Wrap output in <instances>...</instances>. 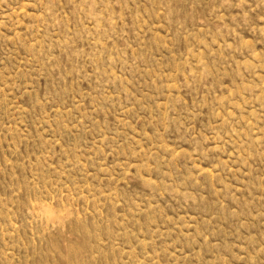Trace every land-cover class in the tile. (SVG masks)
I'll use <instances>...</instances> for the list:
<instances>
[{"label": "rangeland", "instance_id": "rangeland-1", "mask_svg": "<svg viewBox=\"0 0 264 264\" xmlns=\"http://www.w3.org/2000/svg\"><path fill=\"white\" fill-rule=\"evenodd\" d=\"M0 264H264V0H0Z\"/></svg>", "mask_w": 264, "mask_h": 264}]
</instances>
